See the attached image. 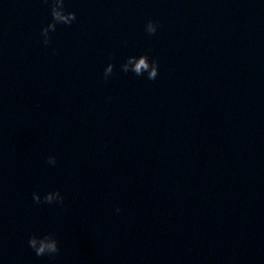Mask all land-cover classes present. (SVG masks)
I'll list each match as a JSON object with an SVG mask.
<instances>
[{
  "label": "water",
  "instance_id": "obj_1",
  "mask_svg": "<svg viewBox=\"0 0 264 264\" xmlns=\"http://www.w3.org/2000/svg\"><path fill=\"white\" fill-rule=\"evenodd\" d=\"M51 7L0 0V264H264V0Z\"/></svg>",
  "mask_w": 264,
  "mask_h": 264
},
{
  "label": "clouds",
  "instance_id": "obj_2",
  "mask_svg": "<svg viewBox=\"0 0 264 264\" xmlns=\"http://www.w3.org/2000/svg\"><path fill=\"white\" fill-rule=\"evenodd\" d=\"M51 14H52V20L47 24V27H43L41 29V33L44 37L43 43L46 45L50 42L49 30L55 31L56 25L58 23L70 25L76 19L75 12L64 10V0H52ZM157 24L158 21L149 20L146 24V31L149 34H154L156 32ZM152 64L153 67L148 76V79L150 80H154L158 75V61L155 58L152 60ZM148 69H149V64L146 62L144 58H141L137 63H135L134 67L132 68V71L139 76L142 73V71ZM128 70H129L128 65L125 64L123 67V71L128 72ZM111 72H112V66L110 64L108 69L106 70L105 79L108 78L107 73H111ZM48 163L54 165L56 163L55 156L50 155L48 157ZM36 193L37 192L33 193V199L37 203H39L40 198ZM52 193H56L59 197L56 202H60V203L63 202L64 198L58 189L50 191L49 195H47L44 199L45 202L48 203L53 202ZM116 211L117 212L120 211L119 207L116 208ZM38 238H39V246L37 247ZM28 244L32 249H34L37 256H42L45 254L54 255L57 252H59L58 241L51 233H46L43 236H37L33 234L32 236L29 237Z\"/></svg>",
  "mask_w": 264,
  "mask_h": 264
}]
</instances>
